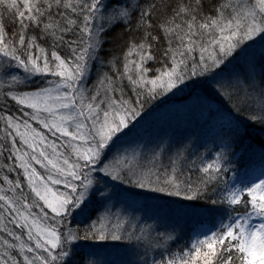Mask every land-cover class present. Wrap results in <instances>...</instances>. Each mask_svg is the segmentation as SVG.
<instances>
[{"label":"snow or ice","instance_id":"obj_1","mask_svg":"<svg viewBox=\"0 0 264 264\" xmlns=\"http://www.w3.org/2000/svg\"><path fill=\"white\" fill-rule=\"evenodd\" d=\"M0 264H264V0H0Z\"/></svg>","mask_w":264,"mask_h":264}]
</instances>
